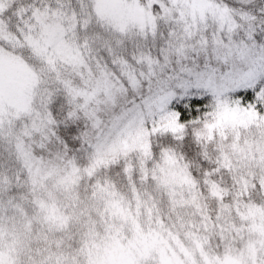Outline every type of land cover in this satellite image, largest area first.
I'll return each mask as SVG.
<instances>
[{
	"label": "snow or ice",
	"instance_id": "obj_1",
	"mask_svg": "<svg viewBox=\"0 0 264 264\" xmlns=\"http://www.w3.org/2000/svg\"><path fill=\"white\" fill-rule=\"evenodd\" d=\"M0 264H264V0H0Z\"/></svg>",
	"mask_w": 264,
	"mask_h": 264
}]
</instances>
